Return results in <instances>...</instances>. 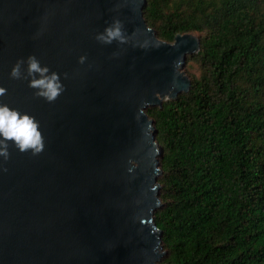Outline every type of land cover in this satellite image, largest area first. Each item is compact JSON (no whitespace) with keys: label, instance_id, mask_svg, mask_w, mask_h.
<instances>
[{"label":"water","instance_id":"obj_1","mask_svg":"<svg viewBox=\"0 0 264 264\" xmlns=\"http://www.w3.org/2000/svg\"><path fill=\"white\" fill-rule=\"evenodd\" d=\"M145 4L0 0V87L7 89L0 103L35 117L45 142L37 156L9 142L0 172V264H161L154 213L162 148L146 110L189 90L181 70L200 42L192 34L158 39ZM114 20L124 42H98ZM29 55L60 76L55 102L36 97L27 79L9 77Z\"/></svg>","mask_w":264,"mask_h":264},{"label":"trees","instance_id":"obj_2","mask_svg":"<svg viewBox=\"0 0 264 264\" xmlns=\"http://www.w3.org/2000/svg\"><path fill=\"white\" fill-rule=\"evenodd\" d=\"M156 37L197 34L198 74L148 108L161 264H264V0H145Z\"/></svg>","mask_w":264,"mask_h":264},{"label":"clouds","instance_id":"obj_3","mask_svg":"<svg viewBox=\"0 0 264 264\" xmlns=\"http://www.w3.org/2000/svg\"><path fill=\"white\" fill-rule=\"evenodd\" d=\"M123 25L119 20H114L111 25L105 27L102 33H98L95 39L102 44H111L113 41L123 43L125 38L122 31ZM86 57H79L78 63L83 64ZM26 64V73L22 71V65ZM11 79L28 80V86L35 89L34 95L43 98L48 103L55 102L64 91L60 76L51 72L47 66H41L34 55L26 59H19L12 66L9 73ZM66 77V74H65ZM7 95V89L0 87V97ZM39 122L35 117L27 113H21L12 109L7 104L0 103V172H6L3 162L10 158L9 142L21 153L30 152L37 156L45 147L44 137L39 130Z\"/></svg>","mask_w":264,"mask_h":264},{"label":"rangeland","instance_id":"obj_4","mask_svg":"<svg viewBox=\"0 0 264 264\" xmlns=\"http://www.w3.org/2000/svg\"><path fill=\"white\" fill-rule=\"evenodd\" d=\"M193 36L197 37V34L196 33H193L192 34ZM182 73L184 76H187V78L189 79V77L193 74H198V68L195 64H192V63H189L186 65H184V67L182 68ZM158 182V181H157Z\"/></svg>","mask_w":264,"mask_h":264}]
</instances>
